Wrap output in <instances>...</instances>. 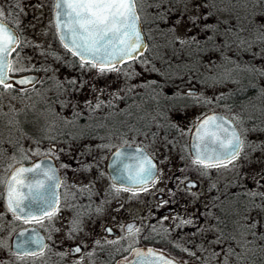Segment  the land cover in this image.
<instances>
[{
    "label": "flooded vegetation",
    "instance_id": "obj_1",
    "mask_svg": "<svg viewBox=\"0 0 264 264\" xmlns=\"http://www.w3.org/2000/svg\"><path fill=\"white\" fill-rule=\"evenodd\" d=\"M2 2L4 15L0 19L13 28L17 38L8 55L11 66L13 55L27 47L20 30L18 0ZM221 8V0H210L205 6L201 2L198 15L190 17L192 30L187 36L170 32L156 38L169 40L172 56L188 58L185 65L148 66L153 71L170 70L172 77L186 71L181 76L184 80L167 82L164 92L168 95H161L164 81L146 80L145 63H128L130 58L110 66L122 63L132 75L126 72L115 80L95 76L89 83L77 80V111L68 115L78 126L45 128V152L38 155L50 158L57 174L56 198L51 202L54 215L21 216L4 205L8 172L38 156L27 161L14 157L4 178L0 176V264H119L145 248L179 263L209 264L211 247L235 246L242 237V225L245 232L264 228L262 206L259 211L250 205L244 214L241 208L242 183L264 184V177L254 180L251 173L242 176L243 168H264V49L251 61V65L262 67L259 73L233 75V68L242 67L243 58L242 50L232 46L246 41L241 33L210 30L224 28L227 17ZM259 20L264 21V16ZM228 34L237 37L226 42ZM151 39L145 38V48ZM148 51L145 54L155 61V54ZM54 56L44 48L39 62L30 69L8 71L13 75L38 73L33 83L18 89L32 88ZM226 68L231 72L225 73ZM8 83L17 88L12 80ZM211 116L218 118L217 123L229 120L228 137L239 138L237 154L219 162L227 167L205 168L193 163L196 157L189 143L195 125ZM216 131L211 125L205 130ZM17 141L25 147L22 138ZM122 145H135L150 154L156 170L149 181L128 185L111 178V153ZM3 160L5 155L0 151ZM26 226L41 233L45 245L42 254L34 250L37 255L33 256L28 254L32 251L18 252L11 247L13 234Z\"/></svg>",
    "mask_w": 264,
    "mask_h": 264
},
{
    "label": "rangeland",
    "instance_id": "obj_2",
    "mask_svg": "<svg viewBox=\"0 0 264 264\" xmlns=\"http://www.w3.org/2000/svg\"><path fill=\"white\" fill-rule=\"evenodd\" d=\"M51 1L52 0H18L17 5L20 9L19 17L21 19L20 30L22 32L23 44L27 48L21 53L18 52L13 55L10 66L12 69H15L13 72H23L30 69L35 63L39 62L38 56L42 53V49L45 48L47 52L55 54L54 61H52L50 66H48L49 68L47 67L45 70L46 76L54 79H66L69 76H73L75 79L79 78L81 81L89 83L91 78L95 76L100 79L115 80L122 79L120 75H127L126 72L132 75L125 67L112 66L111 68L114 70H108L109 67H106L104 71H101L100 67H93L92 63H83L82 61H79L75 66H69L66 62H62L67 56H69V54L55 35L49 15ZM167 2L168 5L170 4L169 9L164 8L163 5L161 6L166 15L164 14L165 20L160 24L163 25V27L161 26L162 30L158 31L159 34L161 35L165 33L168 35V33L173 32L177 34L178 37L187 36L192 30L190 17L194 14L198 15V6L201 4L202 0H181L180 3L172 1ZM1 3H3L2 0H0V4ZM137 5V13L145 23L147 22L146 29L149 30V37L152 38L147 53L155 54L153 57L156 59L153 61L151 60L150 55L146 54L136 61L140 64L143 62L145 63L144 78L148 80L147 77H153V69L148 66H151L154 63L173 65V63L178 62V66L188 64V58L185 56L180 58L179 56H172V45L169 43V40L161 39L158 42L156 39L158 36L157 30L149 27L150 18L156 17L154 1L137 0ZM153 30L155 32H153ZM150 49L153 50L151 51ZM155 50H157V52H153ZM176 58H179V61H176ZM243 71V67L233 68L232 72L229 68L225 69V73L231 72L236 76L242 75ZM45 73L42 72L39 82L37 83L38 85L35 84L32 88L28 89L27 93L22 95L10 93L9 89L11 83L7 84L9 87H5V84L3 87H0V141L5 145V152L3 154L5 155V159L8 160L6 164L0 167V176L2 178L6 175L9 168L8 165L12 164L13 160H15L14 157L16 156V153L11 151L12 147H8L10 143L6 141L11 142L12 139L16 140L21 136L22 143H24L26 147L24 154L29 158L36 157L45 152V141H34L33 137L29 134V136L23 135L27 134L26 130L17 128H22L24 126L28 131H33L35 133H39L40 131L42 133L44 132L45 135V128H54L53 125L56 127H66L65 125H68V122L65 120L69 118L70 115H68V113L70 112L66 107L63 106L64 109L59 110L58 104L55 103V114H48L42 104L43 101H45V98L43 101L37 98L42 95V89L39 90L38 88H45L43 86ZM169 73L172 74L170 70ZM127 79L133 78L130 77ZM184 79L185 76L180 78V80ZM167 86H169L168 83H166L165 88L163 89L165 90ZM18 87L19 86H17V88ZM73 89L74 88L72 87L71 91H67L65 96L66 99L58 97V100L64 102L66 104L65 106L69 109L70 107L76 109L77 94L75 93L76 90ZM12 95L20 96V98L11 99ZM58 117H60L61 120H58ZM72 122L76 123L75 121ZM261 153L264 154V152ZM9 160L12 161L9 162ZM262 169L264 168L259 166L243 168L242 176L243 173L248 175L251 173L254 180L259 178L262 179L264 177ZM248 214V217H253L252 212H249ZM9 234L7 235V239L9 238Z\"/></svg>",
    "mask_w": 264,
    "mask_h": 264
},
{
    "label": "snow or ice",
    "instance_id": "obj_3",
    "mask_svg": "<svg viewBox=\"0 0 264 264\" xmlns=\"http://www.w3.org/2000/svg\"><path fill=\"white\" fill-rule=\"evenodd\" d=\"M58 9V17L62 21L60 27L63 29L65 46L69 47L73 54L80 55L82 59L89 60L93 67H100L101 71L105 70L106 66H110L113 61L119 62L126 56H131L140 47L139 34L137 32L135 14V0H58L56 5ZM4 13L0 11V16ZM17 42L15 34L7 28L3 23H0V84H5L8 79V71H14L8 62L7 55L11 50V46ZM119 45V47H117ZM108 70H114L111 67ZM17 83H27L26 80L17 81ZM5 87L9 85L5 84ZM217 117H207L198 128L205 129L211 125L218 131L227 133L217 123ZM200 146L197 149V157L193 163L199 164L205 168L208 167H227V165L219 163L224 159L234 157L239 150V138L236 136H225L221 139L216 133L205 132L199 136ZM119 156V153L117 154ZM39 167V166H37ZM140 170L136 173L138 182L145 178L151 177L153 169L139 166ZM34 171V169H18L9 183L8 200L10 210H18L25 212V215L32 214L31 205H35L40 212L48 215L51 218L54 213L52 208L54 204H48L47 207H41L39 200H31L25 203L26 197L19 193L20 188H29L21 179L23 173ZM48 176V173H45ZM48 179H52L48 176ZM43 187L42 184L37 185V188ZM27 222V221H26ZM37 222H40L39 220ZM129 231H132V226H129ZM29 246L35 244L37 250L42 254L45 247L39 239L26 242ZM79 251V249H77ZM33 256L37 255L36 251H32ZM138 259L136 264H157V261L163 259L153 252L152 249L147 252L136 253ZM156 259L153 260L152 258ZM164 264H170L165 261Z\"/></svg>",
    "mask_w": 264,
    "mask_h": 264
},
{
    "label": "trees",
    "instance_id": "obj_4",
    "mask_svg": "<svg viewBox=\"0 0 264 264\" xmlns=\"http://www.w3.org/2000/svg\"><path fill=\"white\" fill-rule=\"evenodd\" d=\"M154 1V7L156 8V17L150 18L149 27L151 29H156L157 32L162 30L161 26L163 27L162 22H164L165 18L164 16L166 13L162 10L161 6L163 5L164 8L169 9V5L167 1L172 0H151ZM210 0H202L203 6L206 5V2ZM212 2L216 0H211ZM222 1V10L224 11L227 19L225 21L224 28H218V29H210L212 31H225V33H241L243 34L241 36L242 39H244L246 42L243 45H234L232 47H238L240 50H242V58L243 61L241 62V66L243 67V77L248 76V74H256L259 73L262 67L259 65H251V61L254 57L259 58L260 56H257L261 49H264V21L259 20V17L264 16V0H221ZM137 0H135V8H137ZM165 14V15H164ZM140 16V15H138ZM140 22L142 25V30L144 33L145 38L149 39V30L146 29L145 23L141 16ZM158 28V29H157ZM153 32H155L153 30ZM158 32V36H159ZM157 36V37H158ZM160 37V36H159ZM233 37H237L235 34H228L226 35V42L231 41L234 39ZM161 40V38H160ZM159 38L157 41H160ZM149 43L147 44V47L145 48V51L140 52L135 57H131L130 60H128V63H137L139 59H141L144 55H146L147 49H149ZM160 44V43H159ZM65 49V48H64ZM66 50V49H65ZM66 52L69 54L65 60L62 62H66L69 66H75L79 61H82L83 63H89L84 60H80L74 55L70 54L67 50ZM252 53V54H251ZM253 53L256 54V56L253 55ZM251 54V56H248V60L245 58L246 55ZM61 55V54H59ZM147 57L150 59V57L147 55ZM146 60V59H145ZM51 63V62H50ZM153 63V62H152ZM254 64V63H253ZM123 65L122 63L120 64ZM111 67V66H108ZM106 68V67H105ZM184 70V69H182ZM153 77H147L148 80H161L165 83L172 81L174 79H180L182 74H185L186 71H180L178 72L177 77H172L169 73V70H155L153 71ZM130 78V77H128ZM79 78H74L73 76H69L66 79H54L49 76H46L45 73V89L39 87L38 89H42V95L38 96L37 98L41 99L42 101L45 98V101H43V106L45 107L46 113L55 114V106L57 103L59 110L64 109L66 107L70 113H74L77 110L72 107L70 109L65 106L66 104L64 102H61L58 100L59 98L66 99L67 91H71L72 87L75 89L77 80ZM39 80L37 81V83ZM36 83V84H37ZM44 83V82H43ZM38 85V84H37ZM4 85L0 84V87H3ZM44 86V85H43ZM165 85H163V88ZM162 88V89H163ZM73 89V90H74ZM10 93L22 95L24 93H27L28 88H22L18 89L14 86H10L9 89ZM44 91V92H43ZM161 95L165 96L168 95L166 92H164V89L162 90ZM20 98V96H13V98ZM29 98V97H28ZM67 102V101H65ZM1 104V101H0ZM64 106V107H63ZM72 118V119H70ZM61 120L60 117H58V120ZM68 122V125H65L66 127H77L76 123L72 122L75 121L72 116H69L65 120ZM72 122V123H71ZM51 126V125H50ZM53 127H56L53 125ZM21 130H26L27 134H23L24 136H31L33 137L34 141H45V135L44 132L35 133L33 131H28L24 126L22 128H17ZM29 134V135H28ZM21 136H19L16 140L12 139V141H6L9 142L8 147H12L11 151L16 153L15 158L19 161H27L29 160V157L25 156L24 151L25 147L21 146V144L17 141L20 139ZM20 144V145H19ZM7 147V148H8ZM0 149L2 153L5 152V145L0 141ZM8 160L0 161V167L7 163ZM12 160H9L11 162ZM242 183L241 187V199H242V214L245 213V210L250 207L255 208H264V184H261L260 182L254 183V184H247ZM262 195V198L260 200V196ZM262 202V203H261ZM262 206V207H261ZM264 224V221H263ZM247 234V235H245ZM200 263V262H199ZM203 264V263H201ZM209 264H264V228L259 231H250L245 232V227L242 225V237L241 239L236 243L235 246H225L219 249V247L211 248V257H210V263Z\"/></svg>",
    "mask_w": 264,
    "mask_h": 264
},
{
    "label": "water",
    "instance_id": "obj_5",
    "mask_svg": "<svg viewBox=\"0 0 264 264\" xmlns=\"http://www.w3.org/2000/svg\"><path fill=\"white\" fill-rule=\"evenodd\" d=\"M57 3H58V0H53V3H52L53 29H54V32L58 40L61 42L64 48L67 51H69L70 54L74 55L73 51H70L69 47L65 46L66 42L64 39V35H63V29L60 27L62 21L58 17V9L56 7ZM135 14L138 18L136 22V27H137V32L140 37L139 39L140 47L137 49L136 52L132 53L131 56H126L123 59H121L119 62L113 61L111 65L123 62L131 57H134L145 48V36L142 31L140 19H139L136 8H135ZM0 23H3L7 28H9L15 34V31L13 30V28L9 24H7L4 20L0 19ZM12 47L13 45L11 46V48ZM117 47H119V45H117ZM8 55H7V62H8ZM74 56L81 60L89 62V60L82 59L81 56L78 54ZM7 75H8V79L5 82L12 80V82L16 86H25V85L31 84L38 77V73L36 72H25V73L16 74V75L10 74L8 72ZM20 80H26L27 83H24V84L17 83V81H20ZM206 118L207 117H203L197 122L194 128V133L192 134L191 139H190L189 148H190L191 153L195 157H197V149L200 146L199 136L204 135L205 130L207 129V126L205 129H201L199 132H198V128H199V125ZM218 124L221 125V127L224 129H227L226 128L227 126L232 127V124H230L229 120L227 119L225 120V124L223 121L218 122ZM212 133H216L217 135L220 136L221 139H224L225 136H229L230 132H228L227 130V133H223L220 131H216ZM118 153H119V156L117 155ZM140 165H143V167H148L150 165L153 169V172H152L151 177L145 178L143 181L138 182L136 173L139 172ZM21 168L34 169V171L25 172L23 173L21 177V179L23 180L25 184L32 186L31 191L29 190V188L25 187V188H20L19 193L22 194L24 197H26L24 201L25 203H28L31 200H39L41 202V207H47V205L52 204L51 202H53V200L56 198L57 174H56L55 167L52 161L50 160V158L45 157V155L38 156L29 162L18 163L14 167H12L11 170L8 172L5 182H4V187H3L4 205L9 211H11L14 214L21 215V216H29V215H25V212H27L28 209H25V212H20L18 210H10L9 208V200H8L9 183L11 182L13 183L14 186H17L16 183L12 181V177L16 173V171ZM155 170H156L155 161L150 156V154L147 151H145L143 148L135 146V145H122V146L115 148L111 153L110 162L108 165V171L111 175V178L117 182L128 184V185H136V184L145 183L149 181L154 176ZM45 173H48V176H51L53 180L48 179V176H45ZM39 184H42L43 187L37 188V185ZM31 208H32V214L30 216H37V215L43 214L42 212L39 211V209L35 205H31ZM29 239L31 240L39 239L43 242L41 233L35 227L26 226V227H22L18 229L13 234L11 238V247L15 251H18V252L37 250V247L35 244H32L31 246H29L26 243ZM149 249L151 248L136 250L131 258L119 264H136V261L138 259L136 255L137 251L146 253L147 250ZM153 252L163 258L157 261V264H164L165 261L170 262V264H183V263L177 262L172 257L167 256L162 252H159L157 250H153ZM152 259L155 260L156 258L153 257Z\"/></svg>",
    "mask_w": 264,
    "mask_h": 264
}]
</instances>
